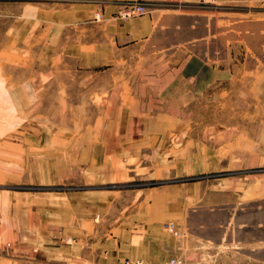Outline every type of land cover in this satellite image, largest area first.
I'll return each instance as SVG.
<instances>
[{
	"label": "rangeland",
	"instance_id": "rangeland-1",
	"mask_svg": "<svg viewBox=\"0 0 264 264\" xmlns=\"http://www.w3.org/2000/svg\"><path fill=\"white\" fill-rule=\"evenodd\" d=\"M136 3L184 17L116 47ZM226 179L264 198V0H0V264H124Z\"/></svg>",
	"mask_w": 264,
	"mask_h": 264
},
{
	"label": "crops",
	"instance_id": "crops-1",
	"mask_svg": "<svg viewBox=\"0 0 264 264\" xmlns=\"http://www.w3.org/2000/svg\"><path fill=\"white\" fill-rule=\"evenodd\" d=\"M140 1L152 3L165 0ZM154 12L135 20L109 21V28L114 33V45L122 48L152 41L159 26L161 30L167 29L169 26L166 24L173 19L184 17L158 15ZM180 28L179 26L178 30ZM232 183L234 184L233 180L226 179L220 183V187L214 188L220 191V197L224 200L218 204H210L213 206L200 207L197 204L206 199L207 193L202 195L200 187L188 185L185 188L187 191L196 190L187 195L189 202L195 206L186 213L181 210L175 212L177 218L184 222L180 224L177 235L171 236L161 230L159 224L165 220V213L143 215V218H148L149 223L144 221L142 225H138L134 222L133 237L130 236L131 229L127 230L130 236L129 252L136 258L133 260H145L146 264H164L170 258L179 257L184 260V264H264V209L261 201L264 198L260 197L259 192L256 195H250L249 192L237 193L229 189L228 186ZM225 185L227 189H224ZM236 204L242 207L235 211ZM115 245L117 250L120 249L119 237L115 239Z\"/></svg>",
	"mask_w": 264,
	"mask_h": 264
},
{
	"label": "built area",
	"instance_id": "built-area-1",
	"mask_svg": "<svg viewBox=\"0 0 264 264\" xmlns=\"http://www.w3.org/2000/svg\"><path fill=\"white\" fill-rule=\"evenodd\" d=\"M216 0H211L212 3H215ZM146 13V9L143 5L141 4H132L125 6L121 12L119 13V17L123 20H130L137 18V16L144 15ZM170 231L174 233H178L176 231L175 226H170ZM184 261L181 258H175L171 259L169 262L166 264H183ZM124 264H146L145 260H128Z\"/></svg>",
	"mask_w": 264,
	"mask_h": 264
}]
</instances>
